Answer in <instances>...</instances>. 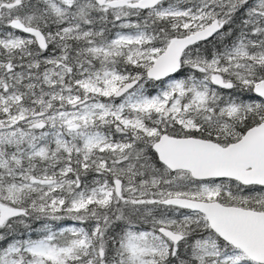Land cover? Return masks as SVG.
<instances>
[{
  "label": "snow or ice",
  "instance_id": "6c2138e0",
  "mask_svg": "<svg viewBox=\"0 0 264 264\" xmlns=\"http://www.w3.org/2000/svg\"><path fill=\"white\" fill-rule=\"evenodd\" d=\"M0 264H264V0H0Z\"/></svg>",
  "mask_w": 264,
  "mask_h": 264
}]
</instances>
